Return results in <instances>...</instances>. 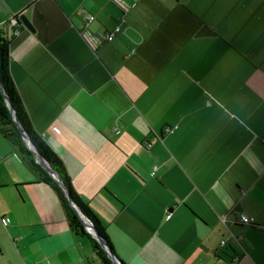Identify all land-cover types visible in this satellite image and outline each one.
Returning a JSON list of instances; mask_svg holds the SVG:
<instances>
[{
    "label": "crops",
    "instance_id": "1",
    "mask_svg": "<svg viewBox=\"0 0 264 264\" xmlns=\"http://www.w3.org/2000/svg\"><path fill=\"white\" fill-rule=\"evenodd\" d=\"M125 1L0 0L34 129L125 264H264V0ZM45 178L0 129V264H108Z\"/></svg>",
    "mask_w": 264,
    "mask_h": 264
},
{
    "label": "trees",
    "instance_id": "2",
    "mask_svg": "<svg viewBox=\"0 0 264 264\" xmlns=\"http://www.w3.org/2000/svg\"><path fill=\"white\" fill-rule=\"evenodd\" d=\"M8 26V23H7ZM0 80L2 82L3 87L5 88L7 94L9 95L13 105L15 106L17 115L31 136V139L40 150V152L51 162L53 167L59 172L60 176L63 178L66 186L69 188L71 196L73 200L81 207L83 212L92 220L98 231L102 234V236L107 240L108 244L111 246V243L103 231L102 227L98 223V220L94 214V212L89 208L87 204L84 203L80 199V197L74 191V188L71 184L70 178L67 174V171L57 155L53 152L49 144L37 133L34 129L30 117L23 105V102L20 98V95L17 91L15 82L11 75V66H10V38L8 36V32L2 28H0ZM0 129L9 140H11L14 144H16L22 152H24L29 158L31 163L35 168H37L43 176H45L47 182L54 185L60 193L63 205L67 211V215L70 221L71 228L76 233H82L89 235L95 245V248L98 252H102L107 254L104 248L100 245L99 241L93 237L85 228L81 218L78 213L71 205L69 199L66 197L65 192L63 191L60 184L49 174L46 169L42 166L41 163L37 162L33 151L26 144L23 139V134L20 128L17 126L16 122L13 119L10 108L7 104L5 95L3 91L0 89ZM112 247V246H111ZM108 264H113L111 258L108 256Z\"/></svg>",
    "mask_w": 264,
    "mask_h": 264
},
{
    "label": "water",
    "instance_id": "3",
    "mask_svg": "<svg viewBox=\"0 0 264 264\" xmlns=\"http://www.w3.org/2000/svg\"><path fill=\"white\" fill-rule=\"evenodd\" d=\"M20 21L27 26L31 30H35V26L33 25L32 21L28 18V16L25 13L20 14ZM208 34H215L214 31L207 25L203 26L201 30L199 31V35H208ZM0 89L3 91L7 104L10 108L11 114L13 116L14 121L16 122L17 126L20 128L23 134V139L25 140L26 144L29 146V148L33 151L36 160L42 164V166L51 174V176L60 184L63 191L65 192L66 197L69 199L71 205L74 207L76 212L78 213L79 217L81 218L85 228L99 241L102 248L105 249L108 256L112 259L113 264H125L118 255L114 252L112 247L108 244L107 240L102 236V234L98 231L92 220L83 212L81 207L73 200V197L71 196V193L69 191V188L66 186L63 178L60 176L59 172L53 167L51 162L40 152V150L37 148L33 140L31 139V136L21 123L15 106L13 105L9 95L7 94L5 88L2 85V82L0 80Z\"/></svg>",
    "mask_w": 264,
    "mask_h": 264
},
{
    "label": "built area",
    "instance_id": "4",
    "mask_svg": "<svg viewBox=\"0 0 264 264\" xmlns=\"http://www.w3.org/2000/svg\"><path fill=\"white\" fill-rule=\"evenodd\" d=\"M113 1H115L118 5H120L124 11H127L130 8V4L125 0H113ZM95 19H96V16L94 14H90L87 18L86 26H88V24ZM125 21L126 19L123 17L122 21L119 24H117L115 28L111 31L101 32L98 34H94V33L92 34L88 30H84L83 34L92 45H96L99 43H105V42H111L115 39L117 34L123 30V22ZM8 25L12 29L13 35H19L21 33V28L23 27L24 24L20 21L19 15H13L9 19ZM176 127L177 125L169 126L165 129V131L168 133L173 132L175 131ZM148 144L151 145L150 142ZM157 168H158L157 166L154 167L153 173L156 172ZM219 218L223 222V224L227 227H229L230 222L232 223L236 222V221H231L227 215H221ZM240 222L244 224H250V225L257 224L255 217L249 216L247 214L240 215ZM232 235L235 236L233 233ZM226 243H227V239H222L221 245H225ZM238 258L239 257L236 256V260H238ZM228 264H234V262H229Z\"/></svg>",
    "mask_w": 264,
    "mask_h": 264
},
{
    "label": "rangeland",
    "instance_id": "5",
    "mask_svg": "<svg viewBox=\"0 0 264 264\" xmlns=\"http://www.w3.org/2000/svg\"><path fill=\"white\" fill-rule=\"evenodd\" d=\"M112 260V259H111Z\"/></svg>",
    "mask_w": 264,
    "mask_h": 264
}]
</instances>
